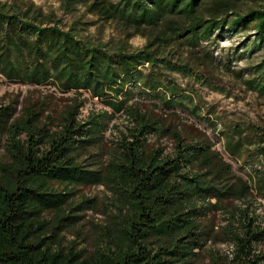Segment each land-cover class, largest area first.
Listing matches in <instances>:
<instances>
[{
    "label": "trees",
    "instance_id": "trees-1",
    "mask_svg": "<svg viewBox=\"0 0 264 264\" xmlns=\"http://www.w3.org/2000/svg\"><path fill=\"white\" fill-rule=\"evenodd\" d=\"M80 1L102 21L133 29L129 37H147L145 47H106L80 38L76 23L64 27L39 7L0 0V76L63 93L85 91L111 111L80 120L77 103L54 125L49 115L41 121V110L0 107L8 156L0 165V264H193L218 239L233 246L232 264H264V206L261 215L257 204L264 200V127L223 128L224 150L238 174L210 137L189 140L179 125L134 102L140 95L157 112L182 110L218 130L216 109L197 86L224 92L216 74L235 71L206 42L230 28L253 30L264 46V0H64V7ZM256 70L250 79L235 74L264 97V63ZM177 75L188 81L185 87ZM118 113L132 125L107 161H97L90 150L100 148ZM168 137L171 152L150 144ZM83 155L87 161H80ZM54 183L104 186L117 202L104 247L93 255L53 251L56 226L75 219L64 207L83 211L92 202L70 207L72 191L57 192ZM49 211L55 225L43 217ZM217 213L228 218L226 238L213 223Z\"/></svg>",
    "mask_w": 264,
    "mask_h": 264
},
{
    "label": "rangeland",
    "instance_id": "rangeland-1",
    "mask_svg": "<svg viewBox=\"0 0 264 264\" xmlns=\"http://www.w3.org/2000/svg\"><path fill=\"white\" fill-rule=\"evenodd\" d=\"M7 4L24 9L29 5L39 7L43 14L54 19L60 20L64 27H69L76 23L77 35L80 38L89 39L98 42L106 47L127 46L130 50H141L147 44V37L142 34H129L133 29L125 27L118 22H104L96 15L86 10L84 1L77 3L76 7L67 10L64 7V0H2ZM243 9L248 6L243 4ZM206 47L214 51V55L223 65L231 66L235 73H242L245 79L256 76L257 67L264 63V46L260 38L253 30L235 31L227 29L222 35L216 37L212 44L206 42ZM226 72L224 69L216 78L224 92L214 91L210 88H199L200 93L207 104V107L216 109L217 119L222 124H218V130L212 129L208 123L201 122L193 118L189 113L182 110L175 112H157L154 107V101L145 100L140 95L134 102L140 104L142 109L151 111L154 114L163 116L167 124L179 125L184 137L194 140L200 136H208L215 143L219 150L230 162L235 171L241 174L236 162L230 158L224 150V142L221 133L225 125H256L264 127V97L258 93L251 92L236 74ZM177 82L185 87L188 81L177 75ZM14 104L18 111L31 107L35 110H41L42 122H48L46 116L53 119V124L59 122L60 116L69 106L82 103L79 119L84 120L97 112L111 113L110 109L96 98H92L85 91H70L63 93L51 86H30L20 83H11L0 76V107ZM216 119V117H214ZM132 121L122 113L115 115L108 125L100 148L91 149L90 154L97 155V161L105 163L112 151L118 148L124 133L131 127ZM0 165L7 162L8 156L5 151L7 137L0 141ZM153 147L162 144L167 152L173 149L172 139L164 138L156 141L150 140ZM88 155V154H87ZM87 155H83L80 161H87ZM91 160V159H90ZM52 187L57 192L65 193L67 189L72 191L69 197L70 207H75L84 199L92 200L88 208L81 211H69L64 207V215L75 217L68 221H63L56 226L54 231L57 244L52 246L53 251L63 250L64 253L73 251L81 254L83 257L93 255L97 249L104 247V239L111 228V215L116 211L117 202L112 197L110 191L104 186L89 187H67L54 183ZM257 204L264 206V200L259 199ZM258 213L263 215L262 208L258 207ZM49 226L55 222L56 215L52 212H46L43 216ZM216 230L222 232L225 238V232L222 230L228 224V218L224 213H217L213 218ZM55 225V224H54ZM53 241V240H52ZM264 250V246L260 247ZM234 259V248L231 244L222 240H215L208 243L200 255L199 260L193 264H232Z\"/></svg>",
    "mask_w": 264,
    "mask_h": 264
}]
</instances>
